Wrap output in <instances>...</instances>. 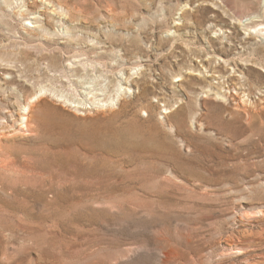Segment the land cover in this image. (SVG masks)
<instances>
[{"label": "rangeland", "instance_id": "obj_1", "mask_svg": "<svg viewBox=\"0 0 264 264\" xmlns=\"http://www.w3.org/2000/svg\"><path fill=\"white\" fill-rule=\"evenodd\" d=\"M0 128V264H264V0H0Z\"/></svg>", "mask_w": 264, "mask_h": 264}, {"label": "bare ground", "instance_id": "obj_2", "mask_svg": "<svg viewBox=\"0 0 264 264\" xmlns=\"http://www.w3.org/2000/svg\"><path fill=\"white\" fill-rule=\"evenodd\" d=\"M33 18H35V19H37V21H39L38 16H33ZM24 105H25L24 111H21V109L18 108L20 110V111L18 110L19 114H20L19 116L23 119V122H21V125H22L21 127H26L27 129H33V127L35 125V124L33 125V123H34V112H35L34 105H31L29 103L28 99ZM12 122H13V120H12ZM1 146H2V143H1V139H0V148H1ZM63 162H65V161H63ZM5 170L9 171L8 166H7V164L2 163V160L0 159V172H4ZM9 172H11V171H9ZM21 175H18L16 178L15 177H9V176H2V177L0 176V194H1V200L3 202L2 204H4L3 206L5 207V210L8 212V215L12 216V217H10V219H6L5 223L2 225V227H0V238L1 237L5 238L8 235L11 236V238H18V237L19 238L20 237H25V238L28 237L29 238L31 236H35L36 234H37V236H38V234H41V235L46 236V237H53L55 235V232H57V230H56L55 226L53 227V226L49 225V221H52V220L56 221L57 220L60 223L59 229H61V228L66 227V222H67L66 218L67 217L65 216L64 213L59 211L60 208H59V210H57L58 207H57V209L55 208L56 210L53 208V213H51L48 216L44 215V214H38L37 215L35 212V208L37 207V203L39 201H41L44 204H47L48 203L47 201H49V199L47 198V195H46L47 192H45V190L43 188L38 189L39 186L37 184H35L34 181H32L33 183L28 182V180H26L25 178H22ZM22 186H24V187H22ZM50 188L53 191V199L51 200V202H53V204H55L58 201V197L63 192L59 190L61 188H57L56 186H52ZM86 200H88V199L86 198ZM97 200H98V197H97ZM92 201H94V200L92 199ZM84 204H86V202H84ZM76 205H78V204H76ZM4 207H3V209H4ZM67 212L65 211V213H67ZM1 244L3 245V247H7V244H9V242L3 241ZM237 250L240 251L239 249H237Z\"/></svg>", "mask_w": 264, "mask_h": 264}]
</instances>
